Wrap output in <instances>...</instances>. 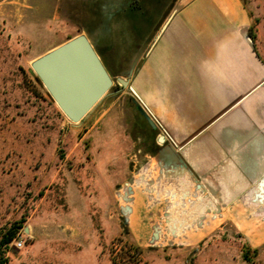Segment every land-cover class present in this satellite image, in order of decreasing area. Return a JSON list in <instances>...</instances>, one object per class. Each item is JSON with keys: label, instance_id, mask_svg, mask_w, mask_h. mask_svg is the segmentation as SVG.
Segmentation results:
<instances>
[{"label": "rangeland", "instance_id": "rangeland-1", "mask_svg": "<svg viewBox=\"0 0 264 264\" xmlns=\"http://www.w3.org/2000/svg\"><path fill=\"white\" fill-rule=\"evenodd\" d=\"M172 1L0 0V264H264V239L231 223L188 243L169 215L155 227L131 217L130 185L159 150L156 122L131 87ZM242 2L264 59V0ZM79 36L112 84L73 120L35 62Z\"/></svg>", "mask_w": 264, "mask_h": 264}, {"label": "crops", "instance_id": "crops-1", "mask_svg": "<svg viewBox=\"0 0 264 264\" xmlns=\"http://www.w3.org/2000/svg\"><path fill=\"white\" fill-rule=\"evenodd\" d=\"M182 2L132 82L156 122L159 150L130 185V214L141 227L169 215L188 243L227 223L260 242L264 59L251 18L242 0Z\"/></svg>", "mask_w": 264, "mask_h": 264}, {"label": "water", "instance_id": "water-1", "mask_svg": "<svg viewBox=\"0 0 264 264\" xmlns=\"http://www.w3.org/2000/svg\"><path fill=\"white\" fill-rule=\"evenodd\" d=\"M176 1L173 0L163 13L138 57L166 21ZM138 57L132 67L136 65ZM35 68L61 107L73 120L83 117L112 84L107 71L85 36H79L39 59L35 62ZM119 80L125 86L129 84L127 80ZM131 89L137 94L134 88ZM147 117L152 122L148 113ZM153 125L155 126L154 123Z\"/></svg>", "mask_w": 264, "mask_h": 264}, {"label": "built area", "instance_id": "built-area-1", "mask_svg": "<svg viewBox=\"0 0 264 264\" xmlns=\"http://www.w3.org/2000/svg\"><path fill=\"white\" fill-rule=\"evenodd\" d=\"M14 245L16 247L21 248L24 245V239L22 237H18V238L16 237L14 241Z\"/></svg>", "mask_w": 264, "mask_h": 264}, {"label": "trees", "instance_id": "trees-1", "mask_svg": "<svg viewBox=\"0 0 264 264\" xmlns=\"http://www.w3.org/2000/svg\"><path fill=\"white\" fill-rule=\"evenodd\" d=\"M12 239V236L7 237V239H4L1 241V243H9V241Z\"/></svg>", "mask_w": 264, "mask_h": 264}]
</instances>
